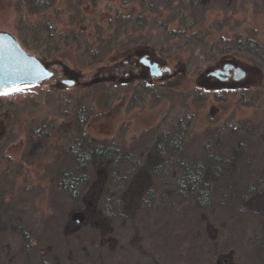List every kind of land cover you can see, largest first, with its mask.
I'll use <instances>...</instances> for the list:
<instances>
[{"label": "rangeland", "instance_id": "rangeland-1", "mask_svg": "<svg viewBox=\"0 0 264 264\" xmlns=\"http://www.w3.org/2000/svg\"><path fill=\"white\" fill-rule=\"evenodd\" d=\"M50 1L53 5L50 11L30 14L20 0H0V33H12L26 53L34 54L51 67H55L56 63L65 64V61L61 57H48L44 52L50 34H58L59 30L67 29L71 22L84 23L87 29H94L95 23L105 15L115 14L116 11H130L132 8L140 10L137 5L140 0ZM93 1L97 4L96 8ZM215 1L200 0L212 5L207 25H215L210 30L213 40L218 41L221 37L233 39L236 34H240L245 39L264 41V13L261 12V5L255 6L254 0H235L237 5L227 12L226 5L222 6ZM152 2L162 5L160 0ZM226 13H236L229 25L224 19ZM172 14H165V20ZM56 17L61 22L58 31L53 32L49 21H55ZM163 24L162 19L159 22L148 19V28L144 32L148 45L144 44L146 47L137 49H148L152 56L171 67L173 72L177 70L178 74L174 78L167 79L172 76L167 75L161 80H153L149 90L145 80L126 84L114 80L103 82L99 69H106L102 67L118 61L110 63L111 60L104 58L103 62L79 68L72 61L66 60V66L72 70L67 71L72 76L80 77L81 84L57 85L48 80L24 86L21 92H32L31 96L20 100H15L14 96L12 102L5 105L0 101V215H4L16 227V230L9 228L3 234L0 241V264H8L6 259L20 254L23 232L30 234L33 243L30 250L33 254H29L31 264L37 263L38 252L49 255L51 246L56 251L54 253L64 259L68 254L75 256L82 252L86 255L84 249L81 250L82 247L95 241L80 227H62L61 214L66 209H62L59 204L55 186L56 173L62 167V161L58 160L59 151L66 145L68 131L72 130L68 125L78 103L86 105V131L99 143L114 141L121 146L130 147L158 127L168 129L185 112L199 108L190 139L192 144L199 141L201 134L208 128L229 125L240 130L242 127H252L256 132L250 136L247 144L249 143L256 161L262 155L264 157V71L256 66L250 58L252 55L247 53V58H237L239 64L251 69L252 88L232 90L229 88V81L221 82L210 77L203 80L200 75L210 66L214 67L219 57L214 62L207 61L202 65L197 56L206 55L210 48L203 44L195 48L197 55L189 63L193 47L192 43L189 44L191 41L186 38L184 29L178 28L176 21L169 27H163ZM174 31V37L170 36ZM92 33L94 35V31ZM81 43L83 45L84 40ZM188 48L191 49L190 52L179 55ZM135 50L131 49L133 53ZM74 57L78 55L74 54ZM55 70L60 71L63 79H72L70 76L64 78L60 67ZM162 80L164 81L161 82ZM211 80L217 83L214 84ZM258 87L262 88L259 92L254 90ZM217 107V115L212 116V109ZM39 129H42V135H37ZM32 135L34 144L30 143ZM226 185L229 189L225 179L214 184L213 206L204 214L206 218L199 217L196 223L187 216H179L182 213L179 209L176 212L180 218L171 217L168 231L165 227L155 229L143 224L136 226L145 235V243L140 244L141 250L144 248L141 254L137 251L138 247L129 242L135 229L117 226L115 236L110 235L104 244L107 260L105 264H136L139 260L143 261L142 264H150L152 261L159 264H217L215 245L207 241L213 237L208 231L209 225L217 226H214L213 233L216 238H222L223 241L224 235L227 236L219 251L234 247L239 264H247L250 249L248 242L254 243L256 237L260 236L259 230L254 229V222L247 216L229 212L226 200L232 199L234 194L224 189ZM88 201L90 202V198ZM202 218L215 221V224H207ZM222 222L228 223L233 232L223 233L220 228ZM97 250L100 253V249ZM252 250L251 246L250 253ZM21 255L23 258L24 254ZM224 261L228 262V258ZM233 261L235 263V257ZM263 263L254 261L250 264Z\"/></svg>", "mask_w": 264, "mask_h": 264}, {"label": "trees", "instance_id": "trees-1", "mask_svg": "<svg viewBox=\"0 0 264 264\" xmlns=\"http://www.w3.org/2000/svg\"><path fill=\"white\" fill-rule=\"evenodd\" d=\"M21 1L30 14L50 11L53 6L50 0ZM133 1L137 2V0ZM152 1L140 0L137 4L140 7L139 11L132 8L130 11H116L115 14L105 15L95 23L96 28L90 30L84 23L71 22L67 29L58 31L61 19L56 17L55 21L50 20L49 24L52 25L53 32L58 31V34L48 36L44 52L48 57H61L65 65L66 60H70L79 68L99 63L104 58L111 60L110 63L118 61L115 63L117 64L132 56L138 50L137 48L146 47L143 46L144 44L148 45L144 34L148 28L146 21L149 19L159 22L162 19L164 20L163 27H169L176 21L178 28L184 29L186 38L191 41L189 44L192 43L193 48L192 50L185 49L179 55L191 50L190 53L193 55L189 63L197 55L195 48L204 44L206 48H210L206 55L197 56L202 65H205L207 61L214 62L217 57L219 59L216 65L229 59L237 62V58H247L248 53L252 55L250 58L257 64L256 66L264 71L263 40L245 39L240 34H236L237 36L233 39L221 37L218 41L213 40V33L210 30L215 25L213 23L207 25L208 13L212 9L211 4L202 3L200 0H160L162 5L158 6ZM215 2L222 6L226 5L227 12L237 5L235 0ZM253 2L257 7L261 5L263 9L261 12L264 13V0ZM92 3L96 8L95 1ZM167 13L173 14L165 20ZM235 14L226 13L224 16L228 25L233 21ZM174 33L175 31L170 36L174 37ZM184 33L181 32V35L185 36ZM82 40H84L83 45ZM131 49L136 50L133 53ZM74 54L78 57H74ZM167 67L170 69L168 75H172L167 79L177 76V70L173 72L171 67ZM212 67L210 66L205 72L207 73ZM67 68L72 71L68 65ZM205 72L200 75L201 79H207ZM146 84L147 89H151L150 83L146 82ZM229 88L233 90L232 87ZM261 89L258 87L254 90L259 92ZM32 94V92L19 91L0 95V101L5 105L7 102H12L11 99L14 96L15 100H20ZM216 110L215 116L218 113V107ZM199 112V108L185 112L168 129H161L160 126L127 147L114 141L99 143L92 138L91 134L86 131L87 107L78 103L68 125L72 130L68 131L66 145L59 151L58 160L62 161V167L56 173L55 186L59 204L62 209H66L65 213L61 214L62 227L71 226L73 229L80 227L95 241L82 247L81 250L84 249L86 255L79 252L75 256L68 254L64 259L56 255L54 247L51 246L49 255L37 253L35 264H105L107 260H105L104 248L106 247L104 244L110 235L115 236L114 230L117 231L115 229L117 226L135 229L132 233L129 232L132 234L129 242L136 245L137 251L141 254L144 248L141 250L140 244L145 243V235L143 236L136 226L143 224L155 229L165 227L168 231L172 216L178 218L187 216L193 223H196L199 217L206 218L204 214L212 208L215 199L214 184L223 179L230 187L228 189L226 185L224 189L234 194L232 199L226 200L229 212L247 216L254 222V229L259 230L260 236L256 237L254 243L248 242L250 249L249 256L246 258L247 264L254 261L263 263L264 157L262 155L261 159L256 161L249 143L247 144L250 136L255 135L256 130L252 127H242L244 129L241 128L240 131L229 125L222 128H208L201 134L200 140L192 144L190 139L193 134L194 121ZM42 134V129H39L37 135ZM32 136L30 143L34 144L32 140L34 135ZM227 197L228 194L225 195V198ZM157 206L159 207L156 210ZM179 209H181V215L176 212ZM83 210L86 221L81 224L75 223L72 215L77 211L83 212ZM0 216L1 241L3 234L9 228L16 230V227L4 215ZM203 221L207 224L210 222L215 224V221L209 219H203ZM17 224H19L18 221ZM227 225L228 223H221L220 228L223 233L233 232L232 227ZM214 226L207 227L213 235L207 241L215 245L217 264H239L235 254L237 253L236 248L229 247L226 251H219L227 236L224 235L223 241L222 238H216L213 234ZM98 232L100 234H97ZM22 237L20 254L6 259L8 264H31L32 259L30 260L29 256L33 254L30 251L33 248L31 236L23 232ZM251 246L253 247L252 254L250 253ZM97 248L100 249V253ZM21 254H24L23 258ZM233 257H235V263ZM225 258H228V262L224 261ZM142 262L139 260L136 264H142ZM150 264L159 263L152 261Z\"/></svg>", "mask_w": 264, "mask_h": 264}, {"label": "flooded vegetation", "instance_id": "flooded-vegetation-1", "mask_svg": "<svg viewBox=\"0 0 264 264\" xmlns=\"http://www.w3.org/2000/svg\"><path fill=\"white\" fill-rule=\"evenodd\" d=\"M157 62L159 64L160 70L162 75L160 77H155L152 75V68L151 65ZM163 61L158 60L156 57L152 56L149 53L148 49H138L132 56L129 58L124 59L120 63L113 65L112 67H106V69H102L100 74L102 75V81H109L114 80L116 82H120V84L131 83L134 81H143L145 80L148 83H153V80H161L163 77L170 74L169 72H165L164 69L167 67L165 66ZM236 62L233 59L226 60L218 65L212 67L211 75L209 76L210 79H217V81L225 82L229 81L227 84L229 87L232 86L234 89H241V88H252V76L250 74L249 68L246 65H242ZM46 64V63H45ZM230 66V67H229ZM234 66V67H232ZM49 69L53 72V77L50 81H54L59 84H68L73 83L81 84V79L77 75L72 76L61 64H55V67H51L48 65ZM61 68V73L64 74V78L72 77V79L65 80L63 79L62 75H60V71H56L55 69ZM226 67H229L226 69ZM239 67V68H238ZM218 72H223L225 75H220ZM79 78V79H78ZM231 78V79H230ZM120 80V81H119ZM213 81V80H211ZM214 82L215 83H217Z\"/></svg>", "mask_w": 264, "mask_h": 264}, {"label": "water", "instance_id": "water-1", "mask_svg": "<svg viewBox=\"0 0 264 264\" xmlns=\"http://www.w3.org/2000/svg\"><path fill=\"white\" fill-rule=\"evenodd\" d=\"M0 51L3 53V58L0 59V81H3V83L0 84V89L8 91L11 90L13 86L23 88L24 86H32L52 79L53 72L49 69L48 64H45V62L34 54L31 55L26 53L12 33H0ZM58 64H61L65 70H68L64 63ZM229 67H226V69ZM150 68H152L153 76L160 77L162 75L157 62H154ZM164 71L169 72L170 69L166 67ZM211 72L212 70L207 71V78L211 75ZM218 74L225 75L226 73L218 72ZM204 79L206 78H203V80ZM68 84L71 85L73 83L71 82ZM216 111L217 110L213 108L211 114L215 115ZM78 212L72 215V220L77 224H81L86 220V215L82 211H80V213Z\"/></svg>", "mask_w": 264, "mask_h": 264}, {"label": "snow or ice", "instance_id": "snow-or-ice-1", "mask_svg": "<svg viewBox=\"0 0 264 264\" xmlns=\"http://www.w3.org/2000/svg\"><path fill=\"white\" fill-rule=\"evenodd\" d=\"M2 58H3V53H2V51H0V59H2ZM2 83H3V81H0V84H2ZM22 90H23L22 88H18V87L13 86L11 92L4 91L3 89H0V95L13 94L15 92H19Z\"/></svg>", "mask_w": 264, "mask_h": 264}]
</instances>
